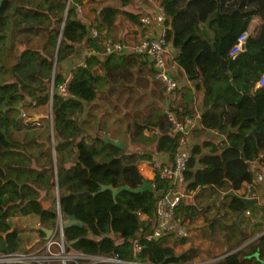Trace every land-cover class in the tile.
Here are the masks:
<instances>
[{
	"label": "trees",
	"instance_id": "obj_1",
	"mask_svg": "<svg viewBox=\"0 0 264 264\" xmlns=\"http://www.w3.org/2000/svg\"><path fill=\"white\" fill-rule=\"evenodd\" d=\"M142 1L3 0L1 3L0 252L25 251L26 231L39 237L44 235L41 230L19 227L20 220L29 219L32 221L29 225L39 223L54 230L58 201L61 213L75 215L84 222L83 227L64 228L65 240L83 254L132 260L136 240L141 248L136 259L142 263L191 264L200 257L199 248L194 246L176 252L175 247L184 243L186 236L150 237L156 219L157 193L166 188L167 182L156 178L157 185L152 188V181L138 171V164L149 162L154 153L165 154L173 162L179 135L171 133L163 111L168 107L180 119L191 117L194 110L189 90L178 86L166 99L154 79L160 87L156 101H151L147 119L138 126L139 139L148 146L146 152L130 148L124 141V148L105 142V134L114 140L121 139L105 130L103 124L94 132L86 133L83 128L90 116L86 109L106 90L102 89L104 84L110 86L113 77L125 73L127 61L144 57L112 54L103 58L89 55V49L102 53L107 39L136 44L146 32L141 22L143 11L137 7ZM93 2L95 6L91 5ZM86 4L94 12L91 19L78 10V6ZM157 4L164 11L168 43L182 49L180 61L189 77L200 80L197 88L202 89L204 112L199 135L214 131L224 136L191 144L183 188L185 197L175 209L174 217L187 228L201 217L202 222L208 223L202 229L204 236L215 240L214 234L219 231L222 238L216 242L226 245L228 251L237 249L211 264H263L264 234L241 247L253 234L238 222L244 204L238 195L229 194V189L236 194L244 190L240 197H246L252 177L249 162L264 161V86L256 88L264 75V0H157ZM11 27L8 46L6 34ZM91 27L98 32L94 39L90 37ZM243 32L248 34L245 48L233 59L229 49ZM80 46L87 47L86 65L63 69L61 65ZM166 60L170 62L168 56ZM223 61L226 72L220 67ZM149 69L154 78V70ZM69 73L73 78L66 95L59 94L58 87ZM20 103L22 107L18 109ZM49 104L54 156L49 148L44 149V144L37 156L30 147L39 144L33 129L34 117L39 114L28 116L24 110L44 114ZM47 118L37 121L45 120L50 134ZM65 185L71 188L67 194L61 191ZM101 185L116 188L115 199L110 190L95 196L75 195L85 191L92 194ZM98 215L97 223L103 220V230L93 233L98 238L88 237ZM139 220H142L140 227ZM211 255L214 256L213 252H209Z\"/></svg>",
	"mask_w": 264,
	"mask_h": 264
},
{
	"label": "built area",
	"instance_id": "obj_2",
	"mask_svg": "<svg viewBox=\"0 0 264 264\" xmlns=\"http://www.w3.org/2000/svg\"><path fill=\"white\" fill-rule=\"evenodd\" d=\"M148 4H154L159 10L163 27L158 30H152L151 21L148 16H143L141 22L146 27V32L136 44H130L125 41H116L107 39L104 43V51L97 53L94 49H89V55H100L103 58L112 54H133L147 58L148 64L154 70V79L160 84L166 99L172 95L177 89L178 82L174 77V64L172 61L167 62V38L168 33L164 26L165 15L162 7L157 4V0H143ZM78 10H80L78 6ZM98 32L94 27L90 29V37L96 38ZM248 34L241 33L235 43L229 49V56L235 58L245 48V43ZM81 65L85 66L83 60ZM73 78V74L69 73L64 82L59 85L58 93L66 95L68 85ZM264 86V75L256 83V88ZM53 93V90H52ZM52 96V94H51ZM163 114L170 124L172 134L179 135V143L171 163L166 155L162 159L160 154L154 153L151 155L148 163L138 164V171L142 175L143 165L149 166L153 177L150 181L151 187H156L154 181L158 178L161 181L167 182L164 189L158 191V201L156 206V219L154 228L150 237L159 238L166 234H176L178 236H188L189 229L181 226L178 220L174 217V211L179 205L181 199L185 197L183 188L185 187V171L187 162L191 156V145L189 136L194 129V119L190 116H185L182 119L178 118L175 111L165 107ZM38 119H34V124H38ZM164 156V155H163ZM261 174H255L251 177L248 188L255 186L262 179ZM248 215L249 212L246 211ZM64 219L57 215L56 228L52 235L35 244L32 248L25 251L15 252H0V264H146L138 261L137 255L141 252L138 242L133 241L134 258L132 260H122L117 256L104 257L86 255L74 250L64 237ZM164 264V263H162ZM264 264V260H263Z\"/></svg>",
	"mask_w": 264,
	"mask_h": 264
},
{
	"label": "crops",
	"instance_id": "obj_3",
	"mask_svg": "<svg viewBox=\"0 0 264 264\" xmlns=\"http://www.w3.org/2000/svg\"><path fill=\"white\" fill-rule=\"evenodd\" d=\"M99 2L101 3L102 0H99ZM93 3H95V2H93ZM86 5L89 7L91 6L88 4H86ZM86 5L79 6V8H81L79 10V12L81 14H83L82 7L84 8ZM137 7L143 11L142 17L146 15L150 18V21H151L150 27L152 30L158 31L163 27V22L161 20L160 13H159V10L156 7V5L148 4V3L142 1V2H138ZM85 17H87L89 19L93 18L94 12H93V17L86 16V13H85ZM208 36L210 37L211 34L209 33ZM168 40H169V36L167 38V50H168V58L170 59V61L173 62L174 66H175L174 72H173L174 77L176 78V80L178 82L179 88L188 89L189 92L191 93V96H192V101L190 102V106H192V108L194 110V114L191 117L194 119L195 126H194V129L192 130V133L189 136L190 145L199 143L202 139L208 138V137H217L219 139H224V136L222 134H220L218 132H214V131H205L199 135V132H202V125H201L200 118H201L202 113L204 112L203 100H202L203 99L202 89L199 90L197 88V86L200 84V80L199 79L192 80L189 77V73H188L186 67L180 61L182 49L181 48H179V49L174 48L171 43H168ZM86 49H87V47L80 46L77 49L74 56H72L70 59L66 60L61 65V67L63 69L70 70V69L74 68L75 66L79 65L84 60V57L86 54ZM145 60H146V58H143V57H134L130 61L126 62V68L125 69L128 72H132L131 73L132 79H133V77H136V78L142 77L143 78L144 73H146V76L147 77L149 76V79H151V81L155 82L153 75H152V72L149 69V64ZM136 74L138 76H136ZM121 76H123V74ZM121 76H119V77H121ZM119 77H118L119 86L120 85L121 86L126 85L125 80L123 79L124 77H122L120 79H119ZM136 78H134L133 80L135 81ZM110 86H111V84H110ZM149 88H150V90H149ZM151 89H152L151 87H147L145 90H143L142 93L146 94L147 97L150 99V101L153 102V101H156V97L151 95ZM180 99H181V94L179 93V101H180ZM39 118H43V114L35 115V117H34V119H39ZM120 141H122V140H120ZM160 155L162 156V159L165 158V156H166L165 154H160ZM141 163H148V162H141ZM250 166L252 169L250 168ZM249 168H250V171L252 173V176L255 174H261L263 178L260 181H258V183L255 186H253L252 188L249 189L250 193L246 196V197L255 198L257 201L255 203H253V205H251L249 208L245 209L244 210V216L240 220H238V222H240L241 227L244 230L253 234V238L246 241L241 247L248 245L252 240H254V239L258 238L260 235L264 234V161L262 159L253 160L250 162ZM142 176L147 180H150L151 177H153V174H152L149 166L143 165ZM62 189H63L64 194L69 193L71 190L69 185H65ZM230 190L231 189H229V191ZM243 192H244V190H242L241 192H238L237 194L235 192L234 193L236 195L240 196ZM246 211L249 212L248 215L246 214ZM28 225L29 224H27L26 227H28ZM194 225H197L198 227H194ZM207 225H208V223L202 222L201 217H198L197 221L194 224H191L190 227L188 228V229H190V231H189L188 236H186V237H188L187 240L184 243L179 245V252L182 250H185L186 248H188L190 246H194V247L199 248L200 257L194 263L199 262V261L201 262V261L209 260L210 258H214V256H215L214 259H221L224 256H226L228 254H233L237 251V249L228 251V248L226 245H220L218 242H216L217 239L222 238V233L219 231H216L214 234L215 240L204 236L202 229L204 227H206ZM30 237L33 238L32 239L33 241L36 238H41L36 233H33L32 236H30ZM209 252H214L215 254L213 257L210 256V258L207 259V258H205V256H206V254H208V256H209ZM217 252H218V254H217ZM217 255H220V256L217 257Z\"/></svg>",
	"mask_w": 264,
	"mask_h": 264
},
{
	"label": "rangeland",
	"instance_id": "obj_4",
	"mask_svg": "<svg viewBox=\"0 0 264 264\" xmlns=\"http://www.w3.org/2000/svg\"><path fill=\"white\" fill-rule=\"evenodd\" d=\"M92 6H95V3H93ZM82 11H83V17H85V13L86 16L93 17V11L92 9H90L89 6L86 5L84 8L82 7ZM131 73L132 72L126 71L125 73H123V76L119 77V79L124 77L123 79L125 80L126 85L119 86L118 76H115L111 79L110 81L111 86L104 84L102 89H106V90L102 91L99 94L98 98L92 103V105L86 109L85 113L88 112L90 114V116L86 118L88 124L84 125L82 121L81 124H83V128L85 129L86 133L87 132L89 133L90 131L92 132L98 131L99 129H101V126L103 124L105 130L110 132L114 137H117L118 139L124 141L125 144L129 145L130 148L134 149L135 147H137L140 148V150H142L143 152H146L148 146L146 143L142 142L139 139L138 126L144 124V121L147 119L150 113L149 109L151 108V106H149V104L152 103L150 99L147 97V95L142 92L147 87H151L152 88L151 95L155 96L158 95V90L160 89V87L156 82L151 81V79H149V76L148 77L146 76V73H144L145 76L143 75V78L133 77V79L136 78L135 81L131 78L132 76ZM136 76L138 75L136 74ZM24 112H26L28 116L41 113L40 111H38L39 113H37L36 110H32L29 108L25 109ZM49 115H50V106L47 107V109L45 110L43 114V118L44 119L47 117L49 118L50 117ZM28 119H30V117ZM33 129L35 131L36 137L39 140V144L37 146L36 145L31 146L30 149L36 153L42 147V144H44V149L47 150L49 148L52 155H54L53 152L54 148H52V143L51 146L48 145V143L51 142V133L50 134L48 133L46 121L44 120V121H40L38 124H34ZM48 134L50 135L49 140L47 139ZM36 154L37 156H39L38 153ZM40 160H41L40 162H42L44 159L43 160L40 159ZM61 191L62 193H64L63 189ZM90 218L92 221L93 218L92 217ZM98 219H100L99 215L95 217V220L91 225L92 234L93 233L98 234L100 231L103 230L102 227L103 220L97 223ZM29 222L32 221L29 219H24V221L21 220L18 221L17 225L19 227L23 225L26 226V224H29ZM32 234L33 232L26 231L25 234L23 235V238L27 237L26 239L27 246L33 242L32 240L33 238L30 237L32 236ZM92 234L89 232L88 237L98 238V236L96 235L94 236V234L93 235ZM175 250L176 252H179V245L175 247ZM214 254L215 253L213 252V255ZM219 256L220 255H217V257ZM205 258L209 259L210 256L206 254ZM214 258H210L209 260L206 261H201V262L199 261L196 263L211 264L216 260H218Z\"/></svg>",
	"mask_w": 264,
	"mask_h": 264
},
{
	"label": "water",
	"instance_id": "obj_5",
	"mask_svg": "<svg viewBox=\"0 0 264 264\" xmlns=\"http://www.w3.org/2000/svg\"><path fill=\"white\" fill-rule=\"evenodd\" d=\"M2 2H3V0H0V5H1ZM65 18H66V12H65L63 21L65 20ZM12 30H13V27H11V29L9 30V32L6 34L7 45L8 46L11 45ZM220 67H221V69L223 71H225V72L227 71L226 62L225 61H223L221 63V66ZM52 90H53V88H52V85H51V88L49 90L50 95L52 94ZM21 107H22V103H20L17 106L18 109H20ZM51 110H52V106L50 105V115H49L50 117H51ZM50 117H49V120H50V126H51V142H49L48 145L51 146V143H52V148H53L52 120H51ZM103 139L107 143L109 142V143H112L115 146L124 148V144H123L122 141L111 139L107 134L104 135ZM262 153L263 152H261L260 154H262ZM105 190H110L112 192L113 198L115 199V197H116V195L118 193V190L116 188H114L112 185H101L100 186V189L97 192H94L92 194H90L89 192L85 191V192L75 193V195L78 196V197H81V196H89V195L95 196L99 192H102V191H105ZM57 194H58V191H57ZM229 194L236 196V194L234 193V191L232 189L229 191ZM239 198L241 199V201L244 204V209L249 208L251 205H253V203H255L257 201L255 198H251V197H240L239 196ZM56 214L57 215H60L64 219V222H63V227L64 228H68V227H71V226H78V227H83L84 226V222L82 220L78 219L75 215H69L67 213H61V210H60V206H59V202L58 201H57V206H56ZM243 216H244V211L241 212L238 220H240ZM141 225H142V220H139V227ZM194 227H198V226L197 225H194ZM28 228L34 229V230H41L44 235L41 238H36L30 245L27 246L26 250L32 248L35 244H38L42 240L48 239L52 235V233H53V229L45 228L44 226L40 225L39 223H35V224L28 225Z\"/></svg>",
	"mask_w": 264,
	"mask_h": 264
}]
</instances>
